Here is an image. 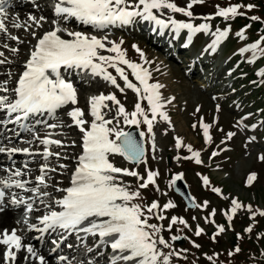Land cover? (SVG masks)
<instances>
[{
	"label": "snow or ice",
	"instance_id": "1",
	"mask_svg": "<svg viewBox=\"0 0 264 264\" xmlns=\"http://www.w3.org/2000/svg\"><path fill=\"white\" fill-rule=\"evenodd\" d=\"M199 3H203V0H187L183 7L178 6L174 0H52L50 18L29 13L24 21L14 15L10 23H6L8 13L5 0H0V34L3 39L15 41L17 44L26 42L9 32L11 27L23 28L33 41L27 50L26 59L22 62V70L14 80V86L8 88V80H0V93H3L0 94V112L4 113V119L0 123H15L31 133L30 140H22L27 147L0 146V153H7L9 157L8 165H0V171L5 173L0 176V212L5 209H22L15 220L18 227L0 228V264H17L21 252L24 253L20 258L21 264H47L45 256L31 243L25 242V233L30 232H36L40 237L55 234L56 239L51 241L52 251H55L69 234L75 235L81 245L91 236L94 240L92 248L101 246L96 252L97 256L101 255V249L104 247L112 250L107 264H173L174 257L177 261L187 259L184 253H187L188 249L172 247V242L181 236L172 235L171 230L178 225L181 227L176 229L177 233L188 229L194 236L199 237L204 234V229L197 224L193 231L182 216H166L167 210L176 207L172 200L167 199L161 204L158 199H147L144 192L149 187L157 196H166L167 193L161 192L157 182L160 172L148 166L145 144L151 147L152 158L158 159L155 155L157 149L153 126L158 121L164 122L167 125L164 132L173 131L172 140L176 154L171 160L176 163L183 160L204 165L201 153L213 143L210 128L217 123V116L213 115L210 123L198 116L191 124L192 129H199L202 148L194 149L190 143L183 142V138L175 134L174 125L166 109V106L172 105L175 97L164 96L161 89L165 85L151 79L152 70L147 65H151L152 60H148L144 51L135 43L131 44V48L137 53L138 60L129 59L126 49L122 47L123 39H109L103 30L110 25H129L137 19L149 21L153 30H158L160 34L165 30L174 34L186 30L184 47L189 45L197 33L210 36L211 39L200 54H211L228 37L230 26L225 24L223 28L216 27L213 30L206 21L212 20L213 17L227 21L237 15H245L244 12L238 11L239 9L251 10L255 7L251 3H232L223 7L216 5L214 12L199 17L201 22L194 24L193 12L190 9ZM174 13H180L188 19L177 20L172 15ZM248 19L258 21L260 17L251 16ZM73 20L77 24L100 30L103 34L96 35L68 27L69 22ZM45 23L49 27L40 31ZM261 23L264 27V21ZM248 27L249 25L245 24L239 28L235 36L241 41L245 40V29ZM175 38L176 35L171 37ZM262 44L264 34H259L252 42L239 47L236 53L241 57L248 53L246 62L252 63L258 57L264 56ZM2 47L12 54L19 52L18 47H10L6 42ZM0 57H4L2 51ZM4 63L10 64L12 61L7 57L0 59V64ZM61 69L99 77L121 94L130 89L135 94L131 110L127 109L112 91L89 95L86 108L77 106L76 88L71 79L62 76ZM255 74L261 76L264 69L257 70ZM8 75L11 78V73ZM118 80L122 81V85ZM66 105H71L66 111L70 125L63 126H74L78 130V144L75 139L69 143L53 138L51 132L41 136L35 131V125L26 123L29 117L34 118L39 114L53 117L56 110ZM215 108L218 113L220 105L216 104ZM199 112L200 105L197 104L190 115L196 116ZM245 119L246 116L240 117L232 127L250 130L257 126L255 123L244 124ZM35 123L49 130L62 126L47 123L43 119H37ZM124 126H135L140 139H135ZM235 134L233 131L223 132L220 146L212 148L207 159L212 161L214 157L229 151L227 141ZM255 139V136H248L244 141L245 148ZM33 141L38 142L42 148H33ZM52 146L61 150L53 151ZM71 147H78L79 152L72 156L66 151L62 154L63 149ZM181 149L187 154L181 155ZM13 153H22L29 159L17 167L11 160ZM114 156L122 157L124 161L134 165L143 164V171L136 167L116 166L110 159ZM33 157H39L42 161L38 165V174L34 176L31 175L32 169L29 167ZM50 157H55V167L49 163ZM256 159L264 162V153L258 154ZM62 160H68L70 163L60 162ZM220 167V164L216 163L215 169L219 170ZM49 173H58L60 176L67 174V186H61V181ZM182 175L172 173L167 185L173 186ZM196 176L199 177L201 186L220 199L228 201L226 207L219 209L227 227L225 224L216 223V208L207 211L202 217L206 224L213 225L214 231L210 239L214 243L218 235L226 230L232 231L231 221L239 212L246 211L251 221L243 228L244 234L252 232L256 223L255 217H264V208H253L251 203H243L236 196L225 195L221 187L211 183L208 175L197 172ZM257 179L258 174L249 171L243 183L247 187ZM188 201L191 207L202 212L209 204L208 200L196 202L194 197H188ZM33 212L41 213L34 217L35 222ZM165 219L166 224L163 223ZM165 231L169 233L167 238L163 235ZM235 237L239 241L242 238L241 233L236 232ZM256 238H264V232H257ZM188 242L194 248L200 247L194 240L188 239ZM68 247L71 248L72 245ZM92 248L85 245L88 252L92 251ZM240 251L239 245H235L226 255L233 257ZM202 255L209 264H230V261L219 260L220 253L215 251L210 255ZM260 255L264 258V250ZM67 259L63 255L56 257L58 264H65ZM87 264H95V261L88 260ZM192 264H196V261L193 260Z\"/></svg>",
	"mask_w": 264,
	"mask_h": 264
},
{
	"label": "rangeland",
	"instance_id": "2",
	"mask_svg": "<svg viewBox=\"0 0 264 264\" xmlns=\"http://www.w3.org/2000/svg\"><path fill=\"white\" fill-rule=\"evenodd\" d=\"M218 1L216 3L219 4L220 1ZM172 15L179 14L174 13ZM200 22L201 20L197 19L196 22L193 23L195 24ZM132 24L133 23L129 24L127 28H131ZM198 34L202 35L201 37L203 38L207 37V35L203 33H197L195 35ZM107 35L109 37L108 33ZM25 41V43L27 44V40ZM133 43L137 44L136 40L130 43L129 41L124 42V44L122 45V47L127 51L128 58L129 56H131V58H135L136 56H138L135 55L136 52H134L131 48V44ZM142 43H144L143 46H146L145 41H143ZM147 50H149V48ZM148 54L149 55H145L146 58L148 60H152V64L147 65V67L152 70L151 79L165 85V87L161 89V92L164 96L172 95L175 97L172 105L166 106V109L168 115L171 118L172 124L174 125L175 134L181 136L183 138V142L190 143L193 147H197L198 149L202 148L203 142L202 137L199 135V129H192L191 124L193 120L197 119L198 116H202L207 123L211 122L213 115L217 116V123L210 128L213 143L201 153L202 157L204 158V164H210V161L207 159V157L208 155H210L212 148L220 146L219 142L223 137V132L233 131L236 133L230 141H227L230 150L221 153L219 156H217V158L215 157V162L219 163L221 166L220 169L216 170L215 167H212L208 170L207 175L210 177L211 182L223 185L225 187V190L223 191L225 195L231 194L233 196H236L243 203H252L258 206H263L261 200L262 194L260 190L264 191V162L258 161L256 159V156L258 154L264 153V136L259 134L262 130L261 123L262 121H264V116L260 117V114L264 113V109L259 112H254L255 108L251 110V105L256 104L257 101L260 103H264L263 79L259 78V83H256L257 85L255 87L256 89L258 87V93H256V89H254V86L247 90L242 87L244 90L240 88L242 93L238 96V101L235 100L231 102L230 98L232 97L233 91L225 92V90L223 95H214L215 93H212V89L217 84L213 83L209 87H207L204 92L192 79L189 80L185 78V74L180 70L181 65H175L172 63L170 64L160 54H152L151 50L148 52ZM224 62L227 63V60H225ZM245 63L248 62L245 61ZM260 82L263 83L260 84ZM120 84L122 85L121 82ZM109 86L111 87L112 92H114L117 98L121 101V103H123L127 109L131 110V106L135 101V94L130 89L126 90L125 94H121L114 87H112L111 85ZM218 87L219 90L221 89V91L225 88L220 84H218ZM207 91L211 93L207 94ZM82 93H85V91H82ZM256 96H260V98L256 99ZM212 97H216V99H212ZM78 103L80 105H83L84 102L80 99ZM197 104L200 105V112L196 116L190 115V113L193 112L195 105ZM216 104L220 105V110L218 113L216 112L215 108ZM242 111V116H246V119L243 121V123L246 125L255 123L257 125L255 128L250 130H241L239 128L232 127L235 121L242 117L237 116V114ZM249 113L251 115H246ZM166 127L167 125L164 122L159 121L153 126L154 142L157 149L155 155L158 157V159L154 160L152 158L153 152L151 151V147L149 145H147V149L145 152L148 166L150 168L157 169L160 172V176L157 177V182L160 185L161 192L165 193V186H167V181L171 179L172 173H182L184 175L183 178H185L184 180L186 181V183L190 184L191 186L194 185V187L192 186L194 192L200 195V197L203 196L201 197V200L205 198V200L209 201L208 207L203 212L197 208H194L189 216L184 215L182 213L183 209L180 207L182 210V212L180 211V215H183V218L185 220L187 219V222L190 225L191 229L194 231L195 226L199 224L200 227L204 229V235L199 236V238L197 239V237L192 234V231L190 232L188 229H184V233L187 235V238L194 240L197 244L200 245V247L198 249L192 247V250L195 249V251L190 250V248L185 247V245L189 244L188 239H186V243L181 249H188L187 253H184L187 259L177 261L174 257L173 264H192L193 260L196 261V264H209V262L202 254L207 253L210 255L214 251L220 253V256L218 258L219 260L230 261V264H243L245 249L249 248L251 246V243L248 239H241L239 241L233 239V232L238 231L240 226L236 224L234 228L232 227V231L226 230L224 233L218 235L216 237V242L214 243L210 239L211 233L214 231L213 225L211 223L206 224L202 219L207 211L211 210L212 208H216V223L225 224V226L227 227V222L221 216L219 209L226 207L228 201L222 200L217 196L209 194L210 191L205 190L206 193L204 192V188L200 184L199 177L196 176L195 169L187 166V163L192 162H185L181 160L179 163H176L171 160V164L169 163L170 156L172 157L173 155H175L176 150L173 147V131L169 130L167 133H165L164 129ZM217 129H222L223 131H217ZM248 136H255L256 139L255 141L250 142L247 145V148H245L244 141ZM245 152H247V155H245ZM180 154L186 155L187 153L184 149H181ZM110 159L116 161L121 165L130 164L129 162L127 163L123 159L119 158V156L110 157ZM122 161L123 163H121ZM212 163H214V161ZM138 167V169L142 172L143 164L138 165ZM249 171H255L258 174V179L254 181L252 187L250 188L246 187L243 183ZM64 180H66V178H64ZM149 189H151L154 198L158 199L161 204L168 199V196L165 195L157 196L151 187H149ZM190 192L192 197L197 200L194 192L192 190H190ZM175 204H177V200ZM237 215L240 217L246 215L248 217L246 211H241ZM166 216H171L169 210H167ZM192 217H195L196 219L193 220ZM163 223L166 224L167 219H165ZM163 235L165 236V238H167V235H169V233L167 235ZM207 236L208 239L206 238ZM235 245H239L241 251L234 254L233 257H227V251Z\"/></svg>",
	"mask_w": 264,
	"mask_h": 264
},
{
	"label": "bare ground",
	"instance_id": "3",
	"mask_svg": "<svg viewBox=\"0 0 264 264\" xmlns=\"http://www.w3.org/2000/svg\"><path fill=\"white\" fill-rule=\"evenodd\" d=\"M5 5H6V11L8 13V20L6 21V23H10L12 17L15 15L19 18L20 21H24L27 17L28 13H32L33 15L39 17L41 14L45 15L44 11L40 8L38 9H32L30 8L24 0H5ZM69 24L73 25V28H75L76 30H80V27L82 25L77 24L74 20L69 22ZM49 25L47 23L44 24L43 28H47ZM84 28H90L91 26H84ZM9 32L16 34L18 37H20V39L24 40L25 38H30V36L28 35V33H26L24 31L23 28H11L9 27ZM108 30H105L104 32H107ZM102 33V32H101ZM103 34V33H102ZM112 40H115V35L114 33L111 36ZM8 43V44H12V45H16L19 49L18 54H12L9 52L8 49L3 48L2 45L3 43ZM0 50L4 53V57H0V59H4L5 57H7L8 60L12 61V63H4V64H0V72H2L0 74V80H8V88L11 87V84L13 82V78H14V71L18 70L21 68V64L19 63L20 59H24L26 58L27 55V44L25 43H19L17 44V42L15 41H11V40H7L5 41L3 39L2 34H0ZM8 73H11V78H9ZM71 80H75V76L71 75ZM101 84H97L94 87L90 86L89 89L90 90H103L101 87ZM76 91H77V96L78 98L81 99V94L82 91L85 90V88L80 84V82L76 83ZM104 91L106 92L107 90L104 89ZM81 106V105H80ZM51 121H54V119L52 117H50ZM56 121H58V124H61L62 126L59 128H55V134L56 136L61 139V140H72V139H76L75 137L78 135L76 129H72L73 126H69V127H64L63 125H70L68 124L69 122V118L67 116H63L61 118H57ZM40 125L35 126V130L38 131V133H42L45 134L46 129H40L39 128ZM27 139V138H26ZM11 142V141H10ZM7 142V145L11 146V143ZM13 143L19 144L20 141L19 140H14ZM21 144H23L21 142ZM25 145V144H23ZM34 146H37V143L33 142ZM55 149H57L56 147H54ZM61 150V149H58ZM79 148L78 147H71V148H66L62 150L66 151L67 154L69 156L73 155L74 153H76V151H78ZM16 158L19 157L20 159H25L28 160V157H23L21 155H16ZM38 157H33L32 160L29 163V167L32 169L31 175L37 173V168L34 167V164L38 161ZM50 163L55 167L56 166V159H50ZM67 163H70V161L67 160ZM16 166L18 167L20 165V161L15 162ZM0 173H4L3 171H0ZM49 175L53 176L55 179H59L61 182L64 180V176H60L58 173H49ZM49 191H51V189H49ZM16 210H12V209H5L3 212H0V228H12L14 227L15 224V212ZM29 234L30 236H28L27 238L25 237V242L26 243H31L33 245V247L42 255L45 256V260L47 262V264H51L48 262V258L49 256L47 254H45L43 252L44 249V245H49V238L50 236H52L53 234H49V235H45L43 237H40L37 241L34 239V235L36 236L38 233H25ZM70 237V236H69ZM67 237V238H69ZM41 241V242H40ZM75 252V247H73L71 250H69L70 255H73ZM24 256V253L21 252L19 254L18 260H17V264H21V260L20 258H22ZM83 264H87V262L83 263Z\"/></svg>",
	"mask_w": 264,
	"mask_h": 264
},
{
	"label": "trees",
	"instance_id": "4",
	"mask_svg": "<svg viewBox=\"0 0 264 264\" xmlns=\"http://www.w3.org/2000/svg\"><path fill=\"white\" fill-rule=\"evenodd\" d=\"M253 2L260 7V10H262V13L264 15V0H253ZM245 14L248 13L247 10H244ZM253 13V12H252ZM249 14H251V12H249ZM247 14L248 16L251 17V15ZM241 21H243L244 23H247L250 26V29L253 30L256 35L259 34H264V27H262V21H264V19H260L258 21H251L248 19L247 16L245 17H241ZM262 47H264V44L261 45ZM260 246L263 247L264 250V241L262 243L259 244ZM261 250L257 249L256 251V256L257 259L254 260V262L258 263V264H264V258H261Z\"/></svg>",
	"mask_w": 264,
	"mask_h": 264
}]
</instances>
